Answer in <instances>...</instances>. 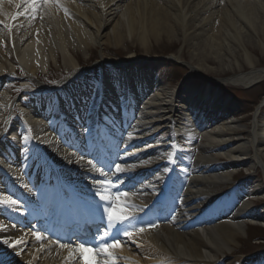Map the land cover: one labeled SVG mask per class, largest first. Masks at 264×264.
Instances as JSON below:
<instances>
[{"label": "bare ground", "instance_id": "bare-ground-1", "mask_svg": "<svg viewBox=\"0 0 264 264\" xmlns=\"http://www.w3.org/2000/svg\"><path fill=\"white\" fill-rule=\"evenodd\" d=\"M70 1L75 5L83 3L90 11L83 9L79 4L74 6V10H68L64 5L69 1L59 0L58 5L53 3L44 6L42 12L44 23L35 25L32 22L31 12L27 16L20 15L16 20L10 19L16 16L18 11L23 13L26 10L27 0H0V32L10 45L13 55L22 68L23 76H19L22 79L20 80L22 84H30L31 81L39 79L41 74L48 73L52 62H56L57 65V52L63 56L64 69L73 73L71 78L80 77L81 66L71 50L73 52H81V50L88 52L89 48L99 45L103 40V29L118 14V24L107 36V38H113L116 44L125 40L124 37L126 39L136 37L145 46L151 39L157 40L166 33L170 34L175 23H181L182 33L189 36V45L193 40L200 43L196 45L195 49L204 47V45H208L213 51H222L225 48V52L232 57L230 43L241 45L247 32L254 36L258 34L257 28H260L261 34L264 35V0H261L262 2L253 0L252 7L244 0H226L224 3L227 8L223 6L222 0ZM124 4L126 5L123 7ZM39 7L41 6L38 5ZM65 10L68 12L67 15H71L73 19L67 23L64 22L66 18H63ZM4 24L9 25L11 32L3 27ZM188 33L189 35H187ZM244 51L243 59L250 68V72L246 73L241 68L239 74L232 80L234 84L240 86H248L264 80V69L257 68L252 53L248 49ZM262 53L264 54V44ZM100 59L103 62L106 60L103 53H101ZM135 60V57L130 56L126 62L116 63L123 68L127 64L134 63ZM236 62L237 67L240 68V62L237 59ZM120 69H116L113 76L122 85L124 74L118 72ZM16 70V65L12 61L4 57L0 59V79H7L14 75ZM128 74L143 84L149 80L152 81L150 73L142 75L141 72L136 71V68L133 72H126V75ZM159 86L161 87V85ZM45 89L42 88L37 92H44ZM108 91H112V88L105 89L106 93ZM151 93H153L152 96ZM148 94L150 95L148 97L153 98L147 99L140 114L149 118L150 123L165 122L164 127L158 128L164 129L161 132L162 136L153 134L156 132L152 129L148 130L149 125L141 120L139 127L143 129L144 135H142L151 136V139L123 154V160H127L126 163L131 160V163L136 167H128L124 171H120V176L126 175V177L117 181L115 177L117 173L111 177L93 173L85 158H82L81 152L77 154V151L67 145L60 144L57 135L48 133L45 121V118L49 117L47 111L50 109L58 111L68 104L60 111L64 120L65 114L69 113L66 110L73 107L70 105H74L79 100L80 96L77 92H67L63 96L67 97L66 102L61 99L52 107L47 103L46 106L35 108L32 104L24 112L23 118L19 120L12 117L14 108L10 93L7 91L1 93L0 124H3L5 128L0 129V143H2L0 177L9 179L11 187H15V191H25V197L20 196L25 201L19 203L18 207L0 204V225L5 226L0 230V233L14 234V237L8 240L9 243H4V248L7 251L0 254L2 264H86V261L90 259L89 254H86L84 261L79 260L76 253L70 256L69 248L60 247L58 249L54 246L51 248L50 245H54L52 240H48L41 234L42 239L37 241L34 236L36 233L34 228L28 231L29 228L25 227L27 221H31L33 216H42L41 202L56 204L61 201L65 192H69L70 199L80 202L85 209L92 206L94 202H99L100 195L108 197V204L110 201L114 205L117 203L116 196L127 182L133 183L139 193L151 194L148 203L156 202V196L166 191V184L169 183L168 175L175 169L174 160L178 159H174V156L179 153V148L182 151L187 149L184 143L185 139H182L180 134L184 135L186 132L189 136L194 137L193 134L196 133L203 118V115L200 116L202 118L196 124L199 116L198 111H200L197 109L202 105L206 106V109L211 108L214 103H206L200 99L197 105L192 108L187 103H191L193 99L192 93L188 89H181L178 92H162L154 86ZM37 96L41 97L42 95ZM132 97H136V95ZM152 105L156 106L155 110L158 111L159 117L152 110ZM223 107L219 105L214 106L213 109L220 112ZM7 110L10 112L8 116L6 115ZM185 111L191 112L188 117H185ZM225 111L226 108L220 114L224 115ZM208 118L211 117L208 116ZM184 121H188L190 125L184 126ZM211 122L209 120L208 124ZM59 129L64 132L62 127ZM19 130L22 132L21 135L18 133ZM233 132L231 124H222L213 131L209 129L205 132L204 138L207 143L200 147L196 145V154L191 164L185 166L181 163L182 172L180 173L181 176H186V180L184 190H180L178 202L167 200V205L174 209L171 215L172 222L164 225L156 222L154 223L155 227H150L140 224L139 219L134 216L135 219L125 226L129 230L144 226L146 230L143 233H134L130 238L121 237L122 247L114 250V255L117 258L116 264H222L226 259V264L230 263L232 259L224 251H232V246L242 236L243 219L252 217L264 220V213H253L246 204L235 208L234 204L239 195L224 199L217 192V188L228 181L231 169L241 162L247 161L246 163L250 167L259 165L264 168V147L259 148L264 143V112L261 111L256 115L252 131L246 134L248 137L246 142L234 140L233 137L236 134H232ZM74 137L81 145H84L87 140L86 136L81 133H77ZM134 137L136 135H130L128 139L130 143L136 140ZM62 141L69 142L71 146L75 144L65 138ZM116 142L119 143V139ZM238 143L239 145H237ZM16 147H19L18 151L20 148L26 150V167L23 170L18 169L17 159L13 157V155L15 156L14 150L18 152ZM150 149L151 151L146 153ZM222 158L227 159V162L220 168L217 162ZM137 168L139 171L136 170ZM145 174L155 178L165 187L157 191L151 185L140 181L137 183L139 176H145ZM88 178H91L90 183H88ZM105 181L112 183L107 184ZM31 183L33 184L30 187ZM108 185L109 187L114 186L115 190L108 193L106 191ZM257 188L263 192L261 195H264V182H259ZM47 190H50V193ZM154 190L157 194H154ZM0 197L13 199L11 193L1 187ZM119 202L125 203L123 197ZM221 203L224 204L226 211H230V217L223 221L218 215L214 217L216 218L215 222L205 225L206 227H200L201 218L199 216L209 213L211 208ZM140 204H144V202ZM74 208H78L76 203H74ZM127 211L131 216L141 212L139 209L133 212ZM99 215L104 216L106 213L102 212ZM9 220H12L17 226L9 229L11 226ZM105 222L107 224L106 217ZM41 223L48 225V222L46 223L44 220ZM39 227L41 226L39 225ZM7 229L9 230L6 231ZM42 229L50 230V227L37 228L39 231ZM106 230L113 231L105 228L101 233ZM20 238L24 243L10 246ZM41 242L44 243L39 246ZM99 243L98 239L95 245ZM38 247L40 251H43V257L40 259L35 253ZM221 255L224 259H220Z\"/></svg>", "mask_w": 264, "mask_h": 264}, {"label": "rangeland", "instance_id": "rangeland-1", "mask_svg": "<svg viewBox=\"0 0 264 264\" xmlns=\"http://www.w3.org/2000/svg\"><path fill=\"white\" fill-rule=\"evenodd\" d=\"M245 1L252 7V3L254 2H252L251 0ZM258 1L262 2L261 0ZM222 4L225 8H227V5L226 3H224V1ZM69 5L71 7L73 6L72 4ZM125 5L126 4H124L123 7ZM79 6H81L83 9L89 10L88 7L83 3ZM43 9L44 6L39 7L36 13V18H32V22L35 25L36 23H44L45 19H43L42 14ZM66 19L71 20L69 16H67ZM66 19L64 20L65 23L70 22ZM118 20L119 14L116 15V17L112 19L110 24L103 29L102 33L104 34V36L99 45H96L93 48H89L88 52H84V50H81V52H73L71 50V53L73 54L74 58L78 60L81 67L89 66L92 63L100 60L101 53H103L105 59L109 61L126 62L130 56L135 57V59L140 63L158 60L157 68L162 70L166 81L170 83L169 85L166 82V89L168 88L169 90H177L180 87L199 86L201 82H209L208 79H211L213 80L212 83L210 82L211 85L216 86L217 89L220 88L224 95L229 98L231 104L234 105V110L232 112L234 114H232V117H234L235 115L241 116L240 119L236 120L237 123H239L240 120H248L247 122H242L243 126H245V128L241 129V132L243 133L242 135L244 136L239 137V139H247L245 133H247L249 131V128L252 126L251 123L254 119L253 114L255 113L256 107L264 96V83L257 85L251 90L243 91L241 88L230 85L226 81L227 79L238 75L239 69L241 68L246 73L250 72V68H248L243 59L245 49H248V51L252 53V58L257 68L264 69V54L262 53L264 35L261 34L260 28L256 27L258 31V34L256 36H254V34L251 35L247 32L244 35V39L242 40L241 45L237 43H230L229 48L232 52L231 57L225 52V48L222 49V51H213L209 48L208 45H204V47L195 49L196 45H199L200 43L192 40V44L189 45V36H185L181 31L182 24L175 22L173 31H171L170 34L166 33L157 40L151 39L145 46L139 40H137L136 37L134 39H126V37H124L125 40L121 41L119 44H116V41L113 38L110 39L107 38V36L118 24ZM187 35H189V33ZM4 38L5 37H3L0 32V58L4 57L7 60L13 61L16 65H18L16 57L11 51L10 45L8 44L6 39L4 40ZM172 57L177 59L175 61H178L180 64L168 61ZM236 59L241 64L240 68L237 67ZM56 60L58 61L57 65L56 62H52V66L48 72V75L45 76V74H41L39 76V80H42L43 82L49 84L61 81L62 79L68 77L69 72H67L62 65L63 56L60 52H57ZM188 66L194 67L196 70H198L201 78L199 79L195 76V74H192L186 78L188 73ZM102 70L104 72H107L109 69L107 67H103ZM100 72L101 71L95 72L94 76H91V74H89L84 79H98ZM6 87L10 88V90L13 92L12 97L21 92L17 83L8 84L6 85ZM22 101L24 102V98L22 99ZM14 109L15 113H18V108L15 107ZM242 124L239 125L241 126ZM235 139H238V137H236ZM22 157L23 159L25 158V152H22ZM249 172L252 173V177L254 179L257 176L259 178L258 181H264V173L262 171L255 170L251 172L250 170ZM243 177L244 176H242V178ZM253 207H255L256 210L264 209V202L259 200V202L254 203ZM5 234L6 236H8L5 239L0 236V254L6 253L7 251L4 248V241L12 239V236H10L8 232H5ZM260 248L261 250H258ZM231 249L232 251H224L225 254H228L229 257L232 258L229 264H239L237 262L241 260L242 256L261 253L262 251H264V231L250 228L244 229L243 235L241 236V238L237 239L236 244L232 246ZM233 249L235 252L233 251ZM230 252L231 254H229ZM220 257L223 258V256ZM257 264H261V262H258Z\"/></svg>", "mask_w": 264, "mask_h": 264}, {"label": "snow or ice", "instance_id": "snow-or-ice-1", "mask_svg": "<svg viewBox=\"0 0 264 264\" xmlns=\"http://www.w3.org/2000/svg\"><path fill=\"white\" fill-rule=\"evenodd\" d=\"M59 4V0H27V7L26 10L21 13L17 12L16 16L11 17L10 19L16 20L20 15L27 16L29 12L32 13V18H36V13L38 11V5L43 7L45 5L49 4ZM19 7V6H18ZM4 28L8 29L9 32H11V28L9 25L4 24ZM83 158V157H82ZM171 162V160H170ZM89 164H92L93 161L89 160ZM115 171L120 172L121 166L119 164L114 165ZM107 184H111V181H105ZM99 194V193H98ZM128 192L119 193L116 196V204H112L109 201V204L107 207H103V212L107 215V225L106 228L112 229L113 231L108 232L107 230L103 233L98 232L97 238L99 239L100 243L98 245L93 246H85L84 243H80L76 245L74 248H69L68 245H65L63 243L59 244V247L61 248H69V254L70 256L73 253L78 254V258L81 261L85 260L86 254L90 255V259L86 261V264H109V261H111V264H116L117 258L114 255V250L119 249L122 247V240L121 237H132L134 233H143L146 228L144 226L139 227L138 229H132L129 230L128 227H126V223L130 224L133 219H135L134 216L129 215V212L127 209H129L131 206L125 203H119L121 200V197H128ZM101 201H108L109 198L100 195ZM0 204L8 205V206H17L19 205V202L15 199H12L10 197H0ZM150 227H155L156 225L154 223H150ZM5 226L0 225V230H2ZM35 239L37 241H40L42 239V235L37 232L34 233ZM5 244L9 243L7 240L4 241ZM24 243L23 239H17L14 242V245H20ZM19 254V253H17ZM2 264V262H0Z\"/></svg>", "mask_w": 264, "mask_h": 264}]
</instances>
